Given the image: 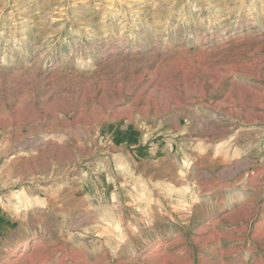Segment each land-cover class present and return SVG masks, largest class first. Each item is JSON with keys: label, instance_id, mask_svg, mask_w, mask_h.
I'll return each instance as SVG.
<instances>
[{"label": "rangeland", "instance_id": "1", "mask_svg": "<svg viewBox=\"0 0 264 264\" xmlns=\"http://www.w3.org/2000/svg\"><path fill=\"white\" fill-rule=\"evenodd\" d=\"M0 264H264V0H0Z\"/></svg>", "mask_w": 264, "mask_h": 264}]
</instances>
